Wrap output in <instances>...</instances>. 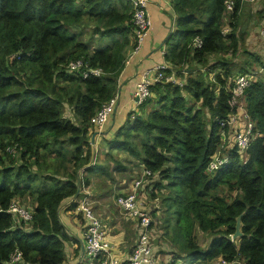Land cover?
Masks as SVG:
<instances>
[{
    "label": "trees",
    "instance_id": "trees-1",
    "mask_svg": "<svg viewBox=\"0 0 264 264\" xmlns=\"http://www.w3.org/2000/svg\"><path fill=\"white\" fill-rule=\"evenodd\" d=\"M226 1L172 2L164 80L129 114L111 147L151 172L145 187L153 200L161 197L153 227L168 235L175 225L172 237L189 264L220 257L264 264V60L244 50L249 59L236 61L244 0H233L232 13ZM133 19L129 0H0V264H65L60 209L80 184L90 186L82 171L100 170L92 164L91 121L116 97L127 52L138 45ZM78 61L85 67L70 72ZM88 69L103 73L84 78ZM242 76L249 81L242 105L254 126L247 154L238 152L235 136L231 143L236 124H229ZM216 155L229 161L210 173ZM115 164L117 172L126 168ZM26 196L35 203L33 220L15 224L8 210ZM241 215L243 237L233 242ZM197 231L211 237L206 249ZM16 252L21 260L12 262Z\"/></svg>",
    "mask_w": 264,
    "mask_h": 264
},
{
    "label": "crops",
    "instance_id": "crops-1",
    "mask_svg": "<svg viewBox=\"0 0 264 264\" xmlns=\"http://www.w3.org/2000/svg\"><path fill=\"white\" fill-rule=\"evenodd\" d=\"M173 1L174 0H149L148 15L151 21L149 30L146 32L143 39L139 42L137 49L135 48V50H133L130 48L127 52L128 57L126 60V65L118 78V91L116 94L117 104L113 112L109 116L108 122L106 123L102 131H98L97 129H95L94 132H92V147L94 146L93 158L95 157L94 160L98 161L97 166L99 167L97 168L100 169L96 173L98 175H108L109 173L112 175L113 179L116 180V185L113 186L109 182L107 184H110L109 191L115 189L114 194L116 193L117 196L130 191L132 182L144 175L145 168L143 166L135 167L133 165H130V160H125L122 161V164L126 167L123 172H117L113 170L111 171V169H114L112 166L110 167V171H108L109 164L112 161H116L118 159V155L122 154L120 156L121 160L128 159V156L112 149L111 143L116 140L119 130L126 124L129 114L134 111V91L140 79L146 73H148L149 76L154 74V70L157 67L166 64L164 58L166 40L174 31V9L172 4ZM250 1L252 0H244L242 9L239 14H243L245 11H247L249 15L247 16V18H245L244 22H242V20H238V24L241 28L245 27L244 30L253 26V31L246 30V42H251L253 38H257V33H255L256 30H262L261 34L263 36V39H260L259 48L257 49V51L260 52L259 55H262L261 53H264V19L261 21L260 27H256L251 23H258V21H256V18L259 14H261V16L264 18V0H259L258 2ZM249 51L256 52V50ZM242 104L245 103L242 101L240 105ZM244 114V111H239V117L236 122L233 123L236 124V129H233L234 135L231 139V143H233L234 141V136L236 138V136L240 132L244 131V128L249 123L248 120L244 119ZM241 127L242 131H240ZM110 153H116L117 156H114L113 154L114 158L108 157L107 155ZM133 168L136 169L135 174L137 175L129 180V178L132 176H126V174L123 173ZM86 175L90 178L89 173H85V176ZM90 186L81 185L80 194L77 199L75 200L74 198L71 200H67L66 202H64L60 209V218L64 227L63 233L64 236L67 237V241L65 243V264H83L84 260L86 259L83 235L84 230L87 227V221L77 210V200H80L81 195L83 197V195L85 194H90L94 211L98 216L100 215L99 218L106 230V240H108L111 246L114 247V255L121 261V264H124L132 255L138 239L143 233V230L138 227L136 219L126 216L120 210L114 199L116 197L114 196V194L112 195L110 202L103 204L102 202L94 199L92 194L93 191L91 190ZM145 186L143 187V189L148 190L149 197L140 200L141 202L145 203L146 206L150 207L152 198L150 197L149 189ZM102 192L105 193L107 191L104 189L102 190ZM27 198H29V196L19 199L20 202L18 201V199L16 200L21 205H23L22 200H27ZM23 206L29 209H34L35 203L33 208L25 205ZM14 222L15 224H17L19 221L15 220ZM152 231L154 232V237L152 239V242L155 243L154 251L160 264H162L163 262L164 264H189L187 259L185 258V254L178 250V245L175 243L174 239L172 241H169L167 239V243L164 246L165 252L164 254L159 255V249L156 242L162 236L159 234L160 232L158 227H156L155 230H151L150 234H152ZM209 242L205 243L204 247L203 245H201V247L203 249H206ZM176 254V258L182 259L175 262L176 259H174V256ZM196 264L205 263L197 262Z\"/></svg>",
    "mask_w": 264,
    "mask_h": 264
},
{
    "label": "built area",
    "instance_id": "built-area-1",
    "mask_svg": "<svg viewBox=\"0 0 264 264\" xmlns=\"http://www.w3.org/2000/svg\"><path fill=\"white\" fill-rule=\"evenodd\" d=\"M134 7V25L135 36L139 42L143 39L146 32L149 30L151 25L150 17L148 15V2L149 0H129ZM254 1V0H252ZM235 3L233 0L226 1V11L232 13L234 11ZM229 33V28L224 29V34ZM137 45V47H138ZM196 46H201V39H196ZM136 47V49H137ZM166 63V61H165ZM85 65L82 61L73 62L69 66L70 72H79ZM168 68L167 63L163 66L157 67L154 70V74L150 75L146 73L136 85L134 91L135 108L134 111H138V108L153 95L151 87L155 84L164 80V71ZM103 71L101 69H88L83 71L84 78H87L90 74L95 76H101ZM151 76L153 78H151ZM168 81L175 82L173 77H168ZM249 86V81L245 76L240 77L236 80L231 101L232 106H237V115L234 116L229 124L236 122L239 117V111H244V119L248 120L249 123L244 128V131L240 132L236 136V143L238 146V152L241 154H247V150L253 139V124L247 114L246 108L240 105V102L244 99V92ZM117 104V98L111 99L109 102L104 104L99 112L94 116L91 121L92 126L102 131L104 126L109 120V116L113 112ZM8 152L13 153L14 151L8 149ZM229 161V156L216 157L211 161L208 167L210 173H214L221 167L226 165ZM151 175V172L145 169L144 175L132 182L131 190L125 194L118 195L115 197L116 204L120 210L128 217L136 219L138 227L143 230L140 235L138 242L134 248L132 255L129 260L124 264H160L157 255L152 245V234L151 230H155L153 227L155 219L152 217V211L161 208L159 199L151 200L154 203V207H148L145 203L141 202L138 192L146 184L147 177ZM151 190V188H148ZM148 191V190H146ZM152 191V190H151ZM77 210L83 215L87 221V227L84 230L83 242L84 250L86 253L87 264H121V261L114 255V247L111 246L110 242L106 240V230L100 220L99 216L94 211L90 194L83 195V198L78 201ZM15 220L22 221L24 223H30L33 220L34 212L32 209L26 208L19 204L16 200H13L8 210ZM85 259V260H86ZM21 260V253L16 252L12 256V262H18ZM84 260V262H85ZM84 264V263H83ZM212 264H245L244 261L239 259L229 261L223 257H220Z\"/></svg>",
    "mask_w": 264,
    "mask_h": 264
},
{
    "label": "rangeland",
    "instance_id": "rangeland-1",
    "mask_svg": "<svg viewBox=\"0 0 264 264\" xmlns=\"http://www.w3.org/2000/svg\"><path fill=\"white\" fill-rule=\"evenodd\" d=\"M259 0H254V1H250V2H258ZM243 11V10H242ZM249 14H248V12L247 11H245L243 14L241 13L240 15H239V21H241L242 20V22H244L245 21V18H247V16H248ZM264 18L261 16V14H259L258 15V17L256 18V21H258V23L257 22H253V23H251V24H253L254 26H256V27H260V25H261V21L263 20ZM239 27H240V25H239ZM243 28V29H242ZM240 27V30H241V36H242V48H240L239 49V53L237 54V56H236V61H238V62H244L245 60H247V59H249V57L244 53V50H256V52H254V53H257V54H259L260 52L259 51H257V49L259 48V44H260V39H263V36H262V34H261V31H257L256 30V32L255 33H257V38H253L252 40H251V42H246L247 41V33H246V30L248 31V30H252L253 29V26L252 27H250V28H247L246 30H244L245 29V27ZM253 31V30H252ZM263 31H264V29H263ZM89 37H90V32L89 33H86V34H84V37L82 38L84 41H87L88 39H89ZM247 44V45H246ZM262 55H260L262 58H263V60H264V53H261ZM254 67H256V69H260L258 66H254ZM262 74H264V71H262ZM151 78H153L152 76H151ZM152 97H155L154 96V94L152 95ZM151 97V98H152ZM70 113H69V110L67 109V111L65 112V115H69ZM94 130H95V128L94 127H92ZM93 149H94V146H93ZM114 154V156H117L116 155V153H113ZM124 154V153H123ZM122 154H120V155H118L117 156V160H119L121 163H123L122 161H125V160H128L129 161V159H120V156H121ZM125 155V154H124ZM127 156V155H126ZM109 161V160H108ZM49 162H51V159H49ZM115 162L116 161H112L110 164H109V167H108V171H110V167L112 166L114 169H111V171L113 170V171H116V164H115ZM130 165H133V166H135V167H139L138 165H137V163L138 162H136L135 160H130ZM92 164H98V161L96 160V161H93L92 162ZM66 165L68 166V168H69V171H72V165L70 164V163H66ZM103 166V165H102ZM105 167V166H104ZM62 172H64V171H62ZM136 173V169H130L129 171H127V172H125V173H123V174H126V176H132V177H130L129 178V180H131L132 178H134L137 174H135ZM92 174H94V173H92ZM91 173H89V175H90V180H91V183H90V188H91V190L93 191V197H94V199L95 200H97V201H99V202H102L103 204H106V203H108V202H110V200H111V197H112V195L114 194V191H115V189H113V190H111V191H109L110 190V184H107L108 182L109 183H111L113 186L114 185H116V180L115 179H113V177H112V175L109 173L108 175H98L97 173L96 174H94V175H92ZM81 176L82 177H88L87 175L85 176V174H83V171H82V173H81ZM82 186H84V185H82ZM106 190L107 192H105V193H103L102 192V190ZM149 193H150V197H151V195H152V191L151 190H149ZM138 195H139V198L140 199H146L147 197H149L148 196V191H146V190H144L143 188H141L140 190H139V192H138ZM161 194H158V196H160ZM114 196H116V198H117V195H116V193L114 194ZM152 198V197H151ZM115 199V198H114ZM160 199V202H161V197L159 198ZM152 200V199H151ZM18 201L20 202V200L18 199ZM22 204L23 205H25V206H28V207H30V208H33L34 207V203H33V200H32V198L29 196V198H27V200H22ZM150 207L152 208V207H154V203L153 202H151V204H150ZM100 216V215H99ZM162 216V215H161ZM155 223H156V219H155ZM164 226V225H163ZM174 226L175 225H173V230H175V228H174ZM158 229H159V234L162 236V237H160L158 240H157V242H156V244H157V246H158V249H159V255L160 254H164V246L166 245V243H167V239L169 240V241H172L173 239H176L177 240V238L176 237H172V236H174V232H173V230L172 229H168V235H165V230H162L161 229V226L160 225H158ZM196 235H197V239H198V242H199V244L200 245H203V247H204V244L205 243H208L209 242V240H210V236H208V235H204V234H202L201 232H199V231H197L196 232ZM152 236H154V232L152 231ZM177 244V243H176ZM178 245V244H177ZM178 250H183V248H182V246H180V245H178ZM179 251V252H180ZM177 257V254L174 256V259ZM175 261H177V259L175 260ZM84 264H87V259L85 260V262H84ZM162 264H164V262L162 263ZM172 264V263H171Z\"/></svg>",
    "mask_w": 264,
    "mask_h": 264
},
{
    "label": "water",
    "instance_id": "water-1",
    "mask_svg": "<svg viewBox=\"0 0 264 264\" xmlns=\"http://www.w3.org/2000/svg\"><path fill=\"white\" fill-rule=\"evenodd\" d=\"M94 158H95V157H94ZM79 193H80V192H78V194H79ZM78 194H77V196H78ZM242 216H243V215H241V216H239V217L237 218L236 232H235L234 235H232V241H233V242L243 237V233H242V230H241V227H242V222H241Z\"/></svg>",
    "mask_w": 264,
    "mask_h": 264
},
{
    "label": "clouds",
    "instance_id": "clouds-1",
    "mask_svg": "<svg viewBox=\"0 0 264 264\" xmlns=\"http://www.w3.org/2000/svg\"><path fill=\"white\" fill-rule=\"evenodd\" d=\"M93 127H94V126H93ZM95 129H97V128H95ZM97 130H98V129H97ZM98 131H100V130H98ZM93 161H95V160H93ZM85 172H86V170H85ZM80 187H81V184L79 185V192H80ZM79 194H80V193H79ZM79 194H78V196H79ZM78 196L75 197V200L77 199ZM151 197H152V196H151ZM82 198H83V197H82V195H81L80 200H81ZM15 200H16V199H15ZM16 201H17V200H16ZM77 201H79V200H77ZM17 202H18V201H17ZM18 203H19V202H18ZM19 204H20V203H19ZM22 206H23V205H22ZM26 208H27V207H26ZM32 210H33V212H34V209H32ZM153 211H154V210H153ZM153 211H152V212H153ZM13 218H14V217H13ZM14 221H15V219H14ZM25 224L28 225L29 223H25Z\"/></svg>",
    "mask_w": 264,
    "mask_h": 264
}]
</instances>
